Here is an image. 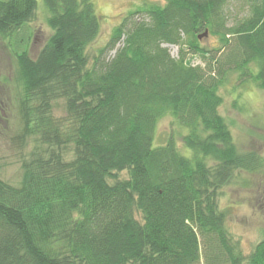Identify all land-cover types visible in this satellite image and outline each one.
<instances>
[{
    "label": "trees",
    "instance_id": "trees-1",
    "mask_svg": "<svg viewBox=\"0 0 264 264\" xmlns=\"http://www.w3.org/2000/svg\"><path fill=\"white\" fill-rule=\"evenodd\" d=\"M43 2L46 42L35 58L17 49L23 38L11 53L22 80L17 140L35 137L46 153L25 162L20 184L0 178V264H264V237L242 254L217 201L233 168L257 166L236 150L218 109L232 76L264 89V0H247L250 14L233 25L228 0L146 3L91 55L93 1ZM36 7L0 0V37L12 38ZM205 29L216 46L201 45ZM167 113L187 130L190 156L172 136L154 145Z\"/></svg>",
    "mask_w": 264,
    "mask_h": 264
},
{
    "label": "rangeland",
    "instance_id": "rangeland-1",
    "mask_svg": "<svg viewBox=\"0 0 264 264\" xmlns=\"http://www.w3.org/2000/svg\"><path fill=\"white\" fill-rule=\"evenodd\" d=\"M35 17L9 40L0 37V178L12 185H18L25 173V162L38 152L45 154L35 137L17 140L20 129L18 102L22 93V80L15 58L11 53V43L23 38L22 45L27 46L29 55L35 58L46 42L52 30L46 24L47 10L43 0H36ZM99 16L98 36L88 45L91 55L108 40L112 29L128 12L144 6L146 3H164V0H92ZM225 19L229 25L250 14L247 0H228L225 7ZM137 17L147 20L145 13ZM122 41L116 44V48ZM201 45L212 48L217 45L213 36L201 39ZM173 57L179 54L177 45L164 44ZM115 49L108 51L107 57ZM206 59L200 55H190V62L204 66ZM237 75L232 76L220 89L222 103L219 113L228 124L232 141L239 153H253L257 162L253 170L235 167L222 184L218 195L219 208L225 213V226L238 244L242 254L247 255L254 245L264 237V89L248 81L238 85ZM55 114L63 111L62 101L54 105ZM187 130L169 113L157 122L154 145H162L172 136L178 149L190 156L191 150L183 145L181 135ZM72 154H68L67 158ZM119 177H127V172H119ZM135 217L141 220L139 212ZM203 257L201 256V261Z\"/></svg>",
    "mask_w": 264,
    "mask_h": 264
},
{
    "label": "water",
    "instance_id": "water-1",
    "mask_svg": "<svg viewBox=\"0 0 264 264\" xmlns=\"http://www.w3.org/2000/svg\"><path fill=\"white\" fill-rule=\"evenodd\" d=\"M208 36V30L205 29L203 32L198 34V38L201 39L203 37H207Z\"/></svg>",
    "mask_w": 264,
    "mask_h": 264
}]
</instances>
